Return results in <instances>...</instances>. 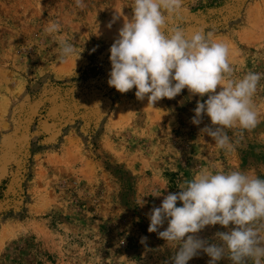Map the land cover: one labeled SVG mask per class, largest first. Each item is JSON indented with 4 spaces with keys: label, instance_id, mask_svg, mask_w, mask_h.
<instances>
[{
    "label": "rangeland",
    "instance_id": "374dc122",
    "mask_svg": "<svg viewBox=\"0 0 264 264\" xmlns=\"http://www.w3.org/2000/svg\"><path fill=\"white\" fill-rule=\"evenodd\" d=\"M183 2L171 26L227 43L233 79L264 73V0ZM83 3L0 0V264H164L177 246L147 230L164 195L203 169L264 178V78L253 97L260 123L227 130L235 150L218 149L200 131L210 118L191 123L200 97L187 88L152 107L135 88L108 85L109 49L133 0ZM49 22L59 31L45 32ZM61 41L79 58L61 63ZM227 230L199 236L211 243ZM209 260L201 252L188 264Z\"/></svg>",
    "mask_w": 264,
    "mask_h": 264
},
{
    "label": "clouds",
    "instance_id": "9594fccd",
    "mask_svg": "<svg viewBox=\"0 0 264 264\" xmlns=\"http://www.w3.org/2000/svg\"><path fill=\"white\" fill-rule=\"evenodd\" d=\"M75 3L85 7L83 0ZM183 6V0H133L131 18L124 17L109 49L107 83L121 94L135 88L136 99L147 98L152 107L187 88L190 97H200L191 123L199 126L205 116L210 118V125L200 129L201 133L211 137L218 149L232 152L235 144L227 130L239 129L242 134L260 123L253 97L264 73L249 71L241 79H233L227 43L214 41L212 33L203 29L188 35L183 28L171 26ZM120 15L117 12L113 22ZM60 27L58 22H49L45 32L55 33ZM60 44L61 63L72 56L79 58L72 44ZM177 188L179 191L168 192L160 206H153L147 214L148 232L177 246L164 264H188L201 252L210 257L208 264L225 258L231 264H264V178L241 170L203 169ZM144 203L142 198L138 205ZM165 223L167 227L161 231ZM215 225L228 229L216 232L215 242L199 236L206 226ZM146 240L143 237L141 243Z\"/></svg>",
    "mask_w": 264,
    "mask_h": 264
}]
</instances>
